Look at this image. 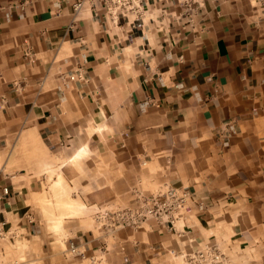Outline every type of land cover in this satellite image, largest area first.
Listing matches in <instances>:
<instances>
[{
  "label": "crops",
  "instance_id": "crops-1",
  "mask_svg": "<svg viewBox=\"0 0 264 264\" xmlns=\"http://www.w3.org/2000/svg\"><path fill=\"white\" fill-rule=\"evenodd\" d=\"M147 2L112 23L104 0H0V219L46 264L264 248V0ZM168 186L192 193L181 234L102 217Z\"/></svg>",
  "mask_w": 264,
  "mask_h": 264
},
{
  "label": "built area",
  "instance_id": "built-area-1",
  "mask_svg": "<svg viewBox=\"0 0 264 264\" xmlns=\"http://www.w3.org/2000/svg\"><path fill=\"white\" fill-rule=\"evenodd\" d=\"M148 0H104V15L112 23H118L121 16L130 17L135 15L141 17L146 11ZM188 9L194 2L199 0H181ZM82 2L76 3V8H80ZM189 12V10H188ZM74 79L75 75H71ZM10 194V187H2L0 200ZM192 193L185 189L175 186H168L165 190L142 195L139 197L136 205L119 208L116 210H104L102 217L108 219L110 224L127 225L134 228H141L145 223L154 219L159 225L175 233L181 234V228L186 225V214L190 206ZM29 222L33 219L29 214ZM28 233L24 225L18 223L13 225L8 219H0V264H18V261H3L5 255V244L10 241L27 237ZM223 247L219 241L207 240L200 246L192 249L180 251L183 264H240L243 253L231 248L230 243ZM70 252H78L77 245L70 246Z\"/></svg>",
  "mask_w": 264,
  "mask_h": 264
},
{
  "label": "rangeland",
  "instance_id": "rangeland-1",
  "mask_svg": "<svg viewBox=\"0 0 264 264\" xmlns=\"http://www.w3.org/2000/svg\"><path fill=\"white\" fill-rule=\"evenodd\" d=\"M32 235H28L22 239H17L15 241H10L6 243L5 246V255L3 261H18V264H46L43 255L37 253L35 257L32 254ZM253 252V253H252ZM245 256L240 264H264V248L255 252L251 249L245 251ZM256 254V256H255ZM182 263V257L180 264ZM60 264V261H58Z\"/></svg>",
  "mask_w": 264,
  "mask_h": 264
}]
</instances>
